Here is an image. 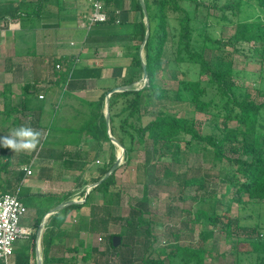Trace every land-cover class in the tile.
Returning <instances> with one entry per match:
<instances>
[{"label":"crops","instance_id":"0c3cea01","mask_svg":"<svg viewBox=\"0 0 264 264\" xmlns=\"http://www.w3.org/2000/svg\"><path fill=\"white\" fill-rule=\"evenodd\" d=\"M140 4L104 0L107 22L89 27L91 0H0V137L21 125L43 134L32 152L0 146V179L6 175L0 194L19 196L27 207L20 227L30 232L16 241L8 264L44 262L43 237L56 214L49 213L74 196L84 201L55 229L52 254L80 262L88 254V264H105L108 245H103L102 231L112 233L116 214L104 204L103 192L94 190L87 199L86 191L109 164L115 144L108 132L109 140L100 133L93 137L86 124L99 112L105 116V105L98 107L103 94L107 97L111 89L142 73L132 67L139 44L134 25L145 22ZM140 54L145 60L141 48ZM91 71L96 75L88 76ZM19 170L25 174L16 186L13 175ZM136 248L130 253L120 249L121 257L107 261L134 264L148 257L146 248Z\"/></svg>","mask_w":264,"mask_h":264},{"label":"trees","instance_id":"16d2710c","mask_svg":"<svg viewBox=\"0 0 264 264\" xmlns=\"http://www.w3.org/2000/svg\"><path fill=\"white\" fill-rule=\"evenodd\" d=\"M234 1L222 9V16H225L227 9L231 10L234 16L240 13L241 0ZM247 1H253L264 15V0ZM184 2L193 6L192 12L182 5ZM202 4L200 0H145L150 28L149 37L144 46L148 82L140 90L117 92L111 95L109 101L111 133L124 146L127 164L132 161V153L140 149L151 151L158 160L171 157L172 161L179 163L182 161L181 155L190 149L193 141L203 143L204 149L212 150L215 161L231 166L232 174L226 177V183L233 186L232 190L230 187L228 189L233 202L245 203L242 201V196H247L250 201L264 203V102L259 101L260 97L264 98V21L238 19L235 23V32L228 40V45L233 48L232 54H243L246 50L253 48L260 59L261 69L258 74L260 82L256 95H253L247 90L241 91L242 86L236 81L240 72L236 71L232 60L229 59L231 53H227L221 46L222 40H214L210 36L208 22L199 18L198 13ZM139 10L142 12L141 4ZM170 14H176L174 19L177 21V26L171 27L173 17H170ZM134 29L139 44L134 47L132 67L142 73H139L137 78L133 76L125 80V85H133L143 75L140 48L146 35L144 20L136 23ZM169 40L173 41L174 46L173 61L164 58L165 47ZM216 50L219 52L216 53ZM52 63L54 68L56 63L54 61ZM165 63H171L177 69L186 67L188 70H197V73L191 74L188 71L182 72L184 78L179 81L176 100L188 101L194 111L218 118L222 125L220 133L203 134L197 128L193 117H182L167 111L168 91L157 81V76L163 70ZM94 75L96 73L92 71L88 73L90 77ZM204 76L206 79L203 78ZM106 94H103L99 101L100 110L104 108ZM153 108H157V111L151 114V119L147 123H144V117ZM231 122H236L237 126L232 127ZM86 125L89 132L93 131V137L100 133L103 139L109 140L106 119L102 113L99 112ZM112 149L113 155L110 162L102 169L96 183L104 177L116 161L115 145H112ZM168 167L164 166L167 174L170 173ZM24 174V171H17L16 186L21 184ZM205 181V175L204 179L203 177L201 179L184 178L179 185L183 189L194 185L203 189ZM115 186L114 172L93 188L86 198L89 199L94 190H99L103 192L104 204L112 206L116 202L114 199L119 197L118 193L114 194L111 191ZM70 195H66L64 200H68ZM148 200V196L144 195L140 202L131 205L130 214L126 219L128 229L120 234L110 233V243L104 253L107 260H113L117 255L121 256V252L116 254V250L120 248L124 238L126 246L132 248L130 252H134L133 248L138 239L146 242L144 238L150 236L156 240L153 224L159 217L156 216L157 220H155V215L150 213ZM79 206V203L70 204L52 216L51 226L43 237L44 264L76 262L53 255L52 244L55 229H60L69 212ZM219 210L222 211L221 214ZM230 211L229 204L225 209L221 202L217 201L212 206V211L199 209L195 213V221L199 223L207 220L213 230L218 229L231 235L237 229L247 231L246 227L240 225L239 219L228 215ZM261 230L258 224L257 227L249 230L252 233L250 236L246 235L242 240L237 239L239 242L246 243V246H252V252L259 254V264H264V233ZM237 234L239 237V233ZM116 235L122 239L118 247L113 245V238ZM77 250L78 248L72 249L73 252H78ZM156 252L157 257L144 255L143 258L134 260V264H205V256L209 253L204 249L181 245L174 249L164 246ZM88 258V254H85L81 262L87 263ZM106 261L105 264H109Z\"/></svg>","mask_w":264,"mask_h":264},{"label":"rangeland","instance_id":"374dc122","mask_svg":"<svg viewBox=\"0 0 264 264\" xmlns=\"http://www.w3.org/2000/svg\"><path fill=\"white\" fill-rule=\"evenodd\" d=\"M200 1L203 4L199 9L198 16L203 21L208 22L210 36L214 40H222L221 46L227 53H231L229 59L232 60L236 71L240 72L236 81L242 86L241 91L247 90L256 95V89L260 82L258 80L261 69L260 59L253 48L246 50L243 54H232L233 48L228 45V40L235 32V23L238 19L264 21L263 13L253 1L241 0L242 9L238 15L234 16L232 11L227 9L224 13L225 16H222V9L234 0ZM182 5L191 12L193 11V6H190L189 3L184 2ZM175 16L176 14H170V17H173L171 27L177 26ZM217 52L219 50H216ZM164 58L169 61L175 59L172 40L166 44ZM58 70H61V67ZM183 71H188L190 74L197 73V70H188L186 67L177 69L171 63H165L163 70L157 76V81L168 91L167 111L182 117H193L196 120L197 128L203 134L220 133L222 125L218 118L194 111L188 101L178 102L176 100L179 81L184 78ZM203 78L206 79V76ZM139 79L132 85L136 90L145 87L142 77ZM259 101L264 102V98L260 97ZM156 111L157 108L151 109L150 113L144 117V123H147L151 119V114ZM230 124L232 127L237 126L236 122ZM203 146V143L193 141L190 149L181 155L182 161L179 163L172 161L171 157L158 160V157L152 155L151 151L144 149L133 152L132 161L128 164L124 157L121 165L115 171L116 186L111 190L112 193L119 195V197L115 196L114 199L117 204L111 206L112 212L116 214L111 222L112 233L120 234L128 229L126 219L130 214L131 205L140 202L146 195L149 199L150 213L155 215V220H157L156 216L159 217L157 222L155 221L153 224L156 240L150 236L144 238L146 242L143 239H138L137 251L141 252L143 248H146L148 257H157L156 251L161 247L169 246L174 249V247L181 245L209 251L205 256V264H259V254L252 252V246H246V243L239 242V239L242 240L246 235L250 236L252 233L249 230L257 227L258 224L264 233V203L262 201H250L247 196H242V201L245 203L233 202L228 192L229 187L232 190L233 186L226 183V177L232 174L231 166L215 161L212 150L210 148L204 149ZM119 154L120 149L116 147V159ZM164 166H169V174H167ZM16 174L13 175L15 176L14 185H16ZM204 175L206 181L203 189L198 188V185L183 189L179 185L184 178L197 177L201 179L203 177L204 179ZM4 178L6 175L1 174L0 181ZM21 192L24 191L21 190ZM74 200L78 199L74 196ZM217 201L221 202L225 209L229 204L231 211L228 215L234 219H239L240 225L246 227L247 231L237 229L231 235L218 229L213 230L207 220H202L199 223L195 221V213L199 209L212 211V206ZM221 212L219 210L220 214ZM237 233H239V237ZM102 234L103 245L106 246L110 243V234L107 231H102ZM120 249L123 252H130L132 249L126 246L125 238L120 248L116 250V254L120 253ZM72 264L88 263L76 261Z\"/></svg>","mask_w":264,"mask_h":264},{"label":"built area","instance_id":"2783aa9c","mask_svg":"<svg viewBox=\"0 0 264 264\" xmlns=\"http://www.w3.org/2000/svg\"><path fill=\"white\" fill-rule=\"evenodd\" d=\"M108 16L103 0H91V12L88 16L89 27L96 23L107 22ZM61 66L57 65L59 69ZM43 99V96H40ZM27 175H32L30 167L24 168ZM83 202V198L76 200ZM27 213V207L17 194H0V263L8 264L14 253V244L30 232L20 227L21 218Z\"/></svg>","mask_w":264,"mask_h":264},{"label":"water","instance_id":"95a60500","mask_svg":"<svg viewBox=\"0 0 264 264\" xmlns=\"http://www.w3.org/2000/svg\"><path fill=\"white\" fill-rule=\"evenodd\" d=\"M141 6H142L143 14L145 17V24H146V35H145V39H144V42L142 43V47H141V51H143L144 46H145V44L148 40V37H149L150 28H149V17H148L147 8H146V5H145L143 0H141ZM142 69H143L142 82H144L145 86H146V84L148 82V72H147V64H146V61L144 59H143V63H142ZM129 90H136V89L132 85H123V86H117L108 92V95L106 97V104H105V117H106V123H107L106 129H107L108 135H109L111 141L113 142V144H115L120 149V154L118 155V157H117L115 163L113 164V166L111 167V169L104 175V177L100 181H98L97 183H93L88 188V190L86 191V197L93 188H95L98 184H100L102 181L107 179L111 174H113L118 169V167L121 165V161L125 157L124 146L111 134L109 101H110V97L112 94L117 93V92L129 91ZM74 203H76V201L70 200L64 204L58 205L57 207L52 209L49 214L57 213L58 211L62 210L64 207H67L70 204H74ZM121 242H122V239L120 236H118V235L114 236V238H113L114 247H118L121 244ZM40 264H43L41 258H40Z\"/></svg>","mask_w":264,"mask_h":264},{"label":"clouds","instance_id":"9594fccd","mask_svg":"<svg viewBox=\"0 0 264 264\" xmlns=\"http://www.w3.org/2000/svg\"><path fill=\"white\" fill-rule=\"evenodd\" d=\"M42 135L41 131L31 126L21 125L0 137V146L11 149L14 153L32 152L40 144Z\"/></svg>","mask_w":264,"mask_h":264}]
</instances>
